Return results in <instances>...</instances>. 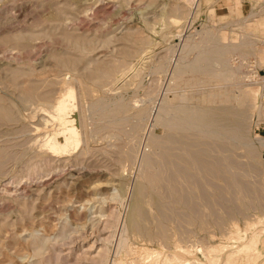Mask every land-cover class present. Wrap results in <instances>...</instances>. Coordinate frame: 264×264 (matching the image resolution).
<instances>
[{
	"label": "rangeland",
	"instance_id": "rangeland-1",
	"mask_svg": "<svg viewBox=\"0 0 264 264\" xmlns=\"http://www.w3.org/2000/svg\"><path fill=\"white\" fill-rule=\"evenodd\" d=\"M202 55L214 75H232L216 88L233 92L216 90L232 97L228 105L237 108L232 94L252 93L241 106L244 139L228 138L221 155L232 164L216 174L193 167L190 181L161 162L146 165L158 155L149 144L161 133L163 100L216 87L174 86L192 75L177 67ZM263 56L264 0H0V264H264V137L254 131L257 89L243 63ZM64 95L84 122L60 149L52 143L71 127L48 104ZM146 167L160 172L149 184L169 206L158 218L162 236L130 228ZM234 173L254 193L232 184Z\"/></svg>",
	"mask_w": 264,
	"mask_h": 264
},
{
	"label": "bare ground",
	"instance_id": "bare-ground-1",
	"mask_svg": "<svg viewBox=\"0 0 264 264\" xmlns=\"http://www.w3.org/2000/svg\"><path fill=\"white\" fill-rule=\"evenodd\" d=\"M188 46L190 47V45H188ZM15 47H16V45H15ZM129 53H130V51H129ZM206 58H207V56L202 55L199 58H197L196 61H193V62L188 63L187 65H183L181 67H177V69L175 70L176 73L182 74V75L189 73V74H192L191 75L192 77L191 76H190V78H185L184 76L178 77V78L174 79V86L175 87H181L184 85L189 86L190 84L193 85V84H197V83L200 84L203 82H205V83L208 82L209 84L210 83H214V85L217 84L216 87L212 88L211 90L201 91L198 94L197 98H195V95H193V93L190 94L187 92H183V93L181 92L182 93V94H180L181 102L179 104L174 103V101H173L174 95L172 97H167V98L165 97L166 99L163 98L164 99L163 104L160 107L161 111H160V113L157 117V120H156L157 121L156 125L160 126L159 129H161V131H160L161 133L158 135H155V137L153 138V140H151V143L149 144L150 148L154 147L155 149H157L158 155H157V157H154L151 154L148 155V164L146 165V166H148V165L154 166L155 162L157 164L159 162H161V163L165 164V167H167L166 169L164 168L165 170H169L170 168H174V169H176V171L178 172V174L182 178L188 179L190 181L194 180V177L192 175L193 172L190 170L193 167L200 169V170H209L210 172H213L216 174V173H219L221 170H224L223 166L226 165V161L230 165L232 164L233 158L231 157V155H225V156H221V155H223L222 152L225 151V148H227V144H229L228 138H230L231 140H234L235 138H238L239 140L244 139L245 130L247 129L246 127H247V122H248V116L242 110L241 106H244V105H246V103H248L245 101L247 99L246 96L250 97L251 96L250 94L252 93V90H250V89H248L249 91L242 89L243 92H241L242 90H240V88H239L240 92L243 95L240 94V92H238L239 90H237L238 94L234 93V94H236V96H234L233 94L231 95V96L235 97V99L237 100V108H235L236 106L232 107V106L228 105L229 102L233 103L232 97H231V100L229 101L227 98H224L226 95H224L222 93L225 90H223L221 92V90H217L216 88L219 87L218 85H221V84H219V82L222 81L223 78L224 79L229 78L232 75L229 73L226 74V72L223 75L219 74V73H218L219 75H214L211 72L212 69H209L208 66L206 65V60H207ZM213 60H215V59H213ZM219 64H220V62H219ZM213 70H215V69H213ZM108 74H110V72L105 71L104 69L100 71V76L103 78L106 77ZM198 74L199 75L202 74L205 77L197 78V79L194 78ZM75 80H77L79 83H81V81L79 79H75ZM66 86H71L70 82L63 81V88H65ZM68 89L66 88V90H67L66 95L68 96V94H69V96H70L71 90H68ZM66 90H64V91H66ZM216 90L218 92L220 91L221 92L220 94H222V96H224V97H222L221 95L219 96V93H217ZM244 91H245V96H244ZM229 92H231V91H229ZM231 93H233V92H231ZM253 94H255V93H253ZM67 96H65V95L60 96L53 104H48V105H50L51 109L60 111V114L62 116L60 115L61 117L59 119V122L63 123V121H65V119L67 118V122H69L68 126L71 127L69 129H68V127H64V128H67V130L66 129H65L66 131L62 130L60 132V134H62V135L58 136L56 138L55 143L54 142L52 143V144H54V146H56L58 148L60 147V149L66 148L72 142V140H74L75 137L76 138L78 137V134L81 133L80 127L82 128V125L84 122V119H83L84 117H82V114L79 113V115H78V111H76L73 107H71V105L67 102L68 101V99L66 98ZM242 96H244V97H242ZM227 97H229V94ZM255 97H256V99H253L252 101H251L252 98H250V101H251L250 105L253 106V107L251 106L253 109V112H254L255 107H256V101H257L256 94H255ZM194 100H197V102H199V103L194 104ZM100 109L101 108L99 107V105L97 107H95L96 111L100 110ZM79 112H80V110H79ZM3 113L5 116L11 117L10 111L5 110ZM70 115H72L73 119L70 118ZM63 116H65V117L63 118ZM101 116L104 117L103 113ZM76 125L79 127V129ZM93 133H94V135H96L95 132H93ZM95 139H96V136H95ZM211 139H212V141H210ZM259 142H260L259 146L264 147V138L259 139ZM232 144H234V143L232 142ZM229 147H230V145H229ZM255 148H257V147H255ZM178 149H180V150L178 151ZM229 149H231V148H229ZM55 150L56 149L54 148V151ZM59 150H57V151H59ZM84 150H85V148H84ZM148 151H150V150H148ZM226 151H228V150H226ZM220 153H222V154H220ZM250 153L256 154V150H254L251 147ZM217 154H220V155H217ZM130 156L131 155L129 154L128 157H130ZM146 168H147L146 169L147 171L144 170L143 174H144V178L147 181V184H145L143 182H139V184H138V189H137V192H136V195L134 198V202L132 205V212H131V218H130V228L133 231L152 234V232H153L152 227H156V228H158V231H156V233L162 236L163 234H165V231L163 230V226L159 223L158 218L165 214L164 209L166 208L167 205L165 206L166 203H163L161 200H159L157 198L156 193H155V189L153 187H151L149 184L153 181H156V180L158 181L161 174H160V172H157V171H153V170L151 171V169H149L148 167H146ZM194 172H195V170H194ZM173 174L174 173H172V176H173ZM172 176H169V177H172ZM230 178H231L232 184L236 185L237 187H241V188L244 187L246 191H249V187H250L249 184H247L246 183L247 181H245L240 175H238L237 173L236 174L234 173L231 175ZM196 180H198V178H196ZM179 181H180V179H179ZM198 182L200 183V180ZM183 183L184 182L181 181V182H179L178 185H182ZM194 184H196V183L194 182ZM200 184H202V182ZM202 187L204 188V186H201V188ZM203 188L201 189V191L203 190V193H204L205 190ZM250 189L252 190V187H250ZM252 191L254 193V190H252ZM259 191H260V189H259ZM203 193H202V196H203ZM197 194H198V192H197ZM191 195L189 193H186L185 201L192 203ZM146 196L150 197V199H151L150 204H152L157 209V211L151 212L148 210L149 208H148L147 203H146L147 200L145 199ZM204 197H205V195H204ZM193 200H194V198H193ZM210 203H211V201H210ZM194 205H195V203H194ZM167 207H169V206H167ZM211 207H212V205H211ZM163 218H164V216H163ZM255 238H257V237H255ZM255 238L253 240H255ZM255 244H256V241H253L249 244H246L245 248L250 250L253 248V246ZM211 248L217 249L218 246L215 245V247H214V245H213V247L211 246ZM211 248L209 247V250ZM215 249L213 251H216ZM246 249H243V250L246 251ZM252 255L253 254H251V256L249 258L252 259ZM254 255H255V253H254ZM256 255H255V258H256ZM255 258H253V259H255ZM251 263L252 262H250V263L248 262V264H251Z\"/></svg>",
	"mask_w": 264,
	"mask_h": 264
},
{
	"label": "built area",
	"instance_id": "built-area-1",
	"mask_svg": "<svg viewBox=\"0 0 264 264\" xmlns=\"http://www.w3.org/2000/svg\"><path fill=\"white\" fill-rule=\"evenodd\" d=\"M243 63L246 66V80L257 89L256 107L252 114L254 131L264 137V68L259 67L255 60Z\"/></svg>",
	"mask_w": 264,
	"mask_h": 264
},
{
	"label": "crops",
	"instance_id": "crops-1",
	"mask_svg": "<svg viewBox=\"0 0 264 264\" xmlns=\"http://www.w3.org/2000/svg\"><path fill=\"white\" fill-rule=\"evenodd\" d=\"M255 58H256L255 62L257 63V65L261 68H264V64H262L260 61L261 58H259V57H255ZM262 58L264 59V56Z\"/></svg>",
	"mask_w": 264,
	"mask_h": 264
}]
</instances>
